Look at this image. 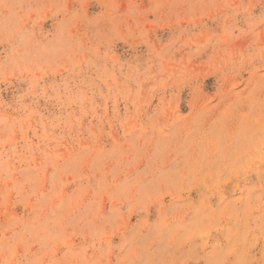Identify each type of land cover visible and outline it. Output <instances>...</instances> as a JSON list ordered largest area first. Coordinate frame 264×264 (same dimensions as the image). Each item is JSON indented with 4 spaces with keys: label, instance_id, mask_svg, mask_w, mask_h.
Masks as SVG:
<instances>
[{
    "label": "rangeland",
    "instance_id": "obj_1",
    "mask_svg": "<svg viewBox=\"0 0 264 264\" xmlns=\"http://www.w3.org/2000/svg\"><path fill=\"white\" fill-rule=\"evenodd\" d=\"M0 264H264V0H0Z\"/></svg>",
    "mask_w": 264,
    "mask_h": 264
}]
</instances>
